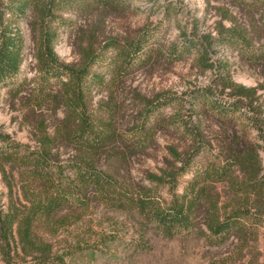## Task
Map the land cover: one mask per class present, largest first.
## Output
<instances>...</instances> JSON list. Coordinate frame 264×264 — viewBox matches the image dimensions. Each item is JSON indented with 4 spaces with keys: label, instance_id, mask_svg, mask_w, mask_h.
<instances>
[{
    "label": "rangeland",
    "instance_id": "374dc122",
    "mask_svg": "<svg viewBox=\"0 0 264 264\" xmlns=\"http://www.w3.org/2000/svg\"><path fill=\"white\" fill-rule=\"evenodd\" d=\"M117 1L112 8L93 5L61 12L67 26L56 27L52 44L59 64L75 69L85 64L88 78L83 97L92 118L109 120L121 134L131 127L147 128L150 139L140 149L133 144L127 150L116 148L125 157L124 167L106 155L97 166L119 185L124 181L128 187L148 186L165 202L172 192L181 193L198 167L223 155L231 135L257 151L264 170L260 140L264 137V69L246 59L240 39H226V30L231 28L244 35L250 46L264 43L257 30L264 17L262 0ZM17 27L22 39L21 64L15 75L0 81L3 212L9 203L8 186L10 199L17 205L24 177L22 169L6 162L1 153L11 146L18 155L37 150L43 133L53 138L65 113L59 104V82L39 77L36 35L24 20ZM123 53L128 56L123 58ZM228 83L254 87L255 95L250 104L244 101L233 120L220 123L208 103L229 98ZM197 143L201 146L193 155ZM49 145L55 167L75 159L76 153L61 141ZM172 151L183 158L193 155V165L176 179L172 190L165 184L154 186L147 175H159L174 163ZM91 205L83 211L72 208L61 213L80 217L67 231L59 230L55 236L43 232L53 249L68 253L66 264H264V222L253 240L229 239L216 245L197 231L166 238L135 213ZM107 235L114 239L99 240Z\"/></svg>",
    "mask_w": 264,
    "mask_h": 264
},
{
    "label": "trees",
    "instance_id": "16d2710c",
    "mask_svg": "<svg viewBox=\"0 0 264 264\" xmlns=\"http://www.w3.org/2000/svg\"><path fill=\"white\" fill-rule=\"evenodd\" d=\"M117 2L0 0V81L15 75L21 64L22 39L17 23L24 20L36 35L34 56L39 77L55 78L59 82V104L65 111L61 126L53 131V138L43 133L37 150L18 155L11 146L1 153L6 162L22 169L24 178L17 205L10 199L8 186L9 203L4 212L0 211V264H66L68 253L53 249L43 232L55 236L59 230L67 231L80 217L77 214L62 216L61 213L72 208L83 211L92 203L110 211L135 213L166 238L197 231L208 243L216 245L229 239L237 243L253 240L256 229L264 222V170L257 151L235 136L229 138L223 155L198 167L181 193L174 195L172 192L167 202L159 200L157 192L148 186L128 187L124 181L119 185L97 166L98 159L106 155L124 167L125 157L116 152V148L123 146L127 150L133 147L129 144H133L140 149L150 139L147 128L144 125L140 129L131 127L121 134L109 120L92 118L83 97L84 81L88 78L85 64L78 69L59 64L52 44L56 27L66 25L60 17L61 12L93 5L112 8ZM261 2L264 8V0ZM260 25L259 29L251 27L261 33L264 41V17ZM226 32H229L226 39H234L233 42L240 39L237 41L243 43V55L251 64L264 69V43L253 47L239 31L229 28ZM86 50L84 57L88 56ZM126 55L123 53L122 57ZM227 86L232 90L229 98L214 105L211 101L208 103V109L220 123L233 120L244 101L250 104L255 95L254 87L230 83ZM106 112L107 119H111L109 111ZM260 140L264 143V137ZM55 141L68 145L76 153L75 159L55 167L49 158V144ZM196 145L193 155L201 146ZM171 154L174 163L159 175H147L148 182L154 186L165 184L172 190L176 179L193 165V155L183 158L175 151ZM219 188L225 190L223 194ZM113 237L107 235L99 240L105 242Z\"/></svg>",
    "mask_w": 264,
    "mask_h": 264
}]
</instances>
